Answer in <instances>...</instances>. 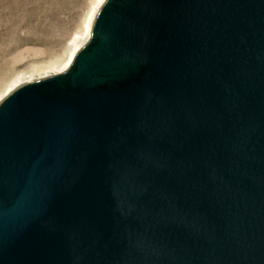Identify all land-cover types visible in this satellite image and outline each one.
Returning <instances> with one entry per match:
<instances>
[{
	"label": "water",
	"instance_id": "95a60500",
	"mask_svg": "<svg viewBox=\"0 0 264 264\" xmlns=\"http://www.w3.org/2000/svg\"><path fill=\"white\" fill-rule=\"evenodd\" d=\"M0 264H264V0H106L7 94Z\"/></svg>",
	"mask_w": 264,
	"mask_h": 264
},
{
	"label": "rangeland",
	"instance_id": "374dc122",
	"mask_svg": "<svg viewBox=\"0 0 264 264\" xmlns=\"http://www.w3.org/2000/svg\"><path fill=\"white\" fill-rule=\"evenodd\" d=\"M92 2L0 0V93L19 73L62 58Z\"/></svg>",
	"mask_w": 264,
	"mask_h": 264
},
{
	"label": "bare ground",
	"instance_id": "6f19581e",
	"mask_svg": "<svg viewBox=\"0 0 264 264\" xmlns=\"http://www.w3.org/2000/svg\"><path fill=\"white\" fill-rule=\"evenodd\" d=\"M105 1L106 0H93L92 6L84 20L82 30L76 32L75 35L72 36L68 50L62 58L50 60L44 64L35 65L30 70L16 75L9 83L6 90L3 93H0V101H2V99L12 90L26 82L37 80L46 75L61 74L65 72L72 64L76 53L86 45L87 40L89 41L95 17Z\"/></svg>",
	"mask_w": 264,
	"mask_h": 264
}]
</instances>
